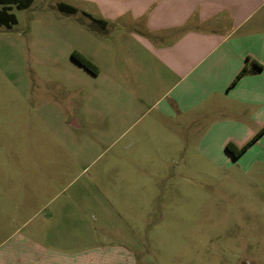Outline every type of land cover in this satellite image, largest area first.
<instances>
[{
  "label": "rangeland",
  "instance_id": "rangeland-1",
  "mask_svg": "<svg viewBox=\"0 0 264 264\" xmlns=\"http://www.w3.org/2000/svg\"><path fill=\"white\" fill-rule=\"evenodd\" d=\"M53 3L0 26V251L29 239L94 264H264V182L206 164L181 126L137 110L132 85L119 106L117 73L71 59L85 42L56 33Z\"/></svg>",
  "mask_w": 264,
  "mask_h": 264
},
{
  "label": "crops",
  "instance_id": "crops-1",
  "mask_svg": "<svg viewBox=\"0 0 264 264\" xmlns=\"http://www.w3.org/2000/svg\"><path fill=\"white\" fill-rule=\"evenodd\" d=\"M51 7L60 14L56 33L85 42L70 55L117 73L119 106L130 103L132 85L137 110L181 126L206 164L264 182V0H54ZM44 245L23 239L0 251V264H94L88 253Z\"/></svg>",
  "mask_w": 264,
  "mask_h": 264
},
{
  "label": "trees",
  "instance_id": "trees-1",
  "mask_svg": "<svg viewBox=\"0 0 264 264\" xmlns=\"http://www.w3.org/2000/svg\"><path fill=\"white\" fill-rule=\"evenodd\" d=\"M32 2L33 0H0V5L2 6V8L0 9V26L10 28L12 25H15L17 23L16 17L14 14L10 13L12 7L17 8L18 10H23L27 9L32 4ZM59 10L67 13L75 12L74 9L64 5H60ZM70 56L74 62L80 65L87 72L92 75H97V68L86 58L76 52L71 53ZM228 149L230 150L229 147Z\"/></svg>",
  "mask_w": 264,
  "mask_h": 264
}]
</instances>
